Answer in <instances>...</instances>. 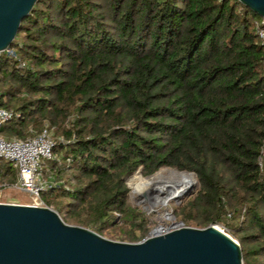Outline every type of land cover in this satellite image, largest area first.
I'll use <instances>...</instances> for the list:
<instances>
[{"label":"trees","instance_id":"1","mask_svg":"<svg viewBox=\"0 0 264 264\" xmlns=\"http://www.w3.org/2000/svg\"><path fill=\"white\" fill-rule=\"evenodd\" d=\"M237 0H38L0 53L4 139L47 125L60 185L41 194L66 224L136 243L145 212L125 179L196 175L175 209L220 225L242 264H264V48ZM69 159V162L66 160ZM17 171L0 161V184ZM132 181L143 180L134 178Z\"/></svg>","mask_w":264,"mask_h":264},{"label":"water","instance_id":"2","mask_svg":"<svg viewBox=\"0 0 264 264\" xmlns=\"http://www.w3.org/2000/svg\"><path fill=\"white\" fill-rule=\"evenodd\" d=\"M37 1L0 0V53L11 46ZM237 1L264 20V0ZM197 189L198 182L171 199L172 186L158 184L150 188V197H138L148 206L165 197L180 205ZM0 264H242V254L238 242L215 225L198 229L180 222L163 233L153 231L139 242L125 243L68 225L50 208L0 203Z\"/></svg>","mask_w":264,"mask_h":264},{"label":"built area","instance_id":"3","mask_svg":"<svg viewBox=\"0 0 264 264\" xmlns=\"http://www.w3.org/2000/svg\"><path fill=\"white\" fill-rule=\"evenodd\" d=\"M253 28L259 44L264 48V20L254 19ZM10 117L11 112L0 107V128ZM54 146L52 130L47 125L40 133L27 139H4L0 136V161L9 162L17 171L16 182L13 185H1L0 193L13 187L30 196L32 201L26 205L48 208L41 194L60 185L55 178L53 165L60 166L63 163L62 156L54 151Z\"/></svg>","mask_w":264,"mask_h":264},{"label":"rangeland","instance_id":"4","mask_svg":"<svg viewBox=\"0 0 264 264\" xmlns=\"http://www.w3.org/2000/svg\"><path fill=\"white\" fill-rule=\"evenodd\" d=\"M52 137L54 138V140H56V139L58 141H63L64 140L62 137H55L54 134H53V130H52ZM167 171H175V170H172V169H169V168H163V169H160L158 171V173H161V172L162 173H166ZM176 172H178V171H176ZM158 173L156 172V174H158ZM156 174H153L151 176H144L142 174V171H141L140 173H134V174H132L128 178V185L127 186H128V188L130 190V192H129L130 204L133 207L139 208L143 212H145L146 217H147V220H148V223H149L148 232H147V236L146 237H148L149 234H151L153 231L156 230V228L159 227V225L161 224V222H160V219L161 218H163V223H164L165 228L167 230L168 229H172L173 227H175L176 224L182 222L175 215V209L179 205H176L174 202H171L170 201L167 204L166 207H157V208H155L153 210H150L149 206L145 202L144 203H141V201H144V199H139L138 195L144 193V194H147L148 197H150V195H151L150 188H152V187H148L147 189H139L140 188L139 185H138L139 184V181H137V182L136 181H132V179L138 178V179L144 180V179L150 178L152 176H155ZM195 180H196V177H195ZM4 184H7V183L6 182H3V183L0 184V186L1 185H4ZM135 188H138V190L137 191H134ZM0 201H2V202H8V203H13V204L26 205V204H30L32 200H31V198H30V196L28 194L23 193V192L15 189L13 187H10L9 189H5V190H3L0 193ZM146 208H148V210L150 212H147L146 211ZM166 210L170 214V218H168L167 220L164 219L165 218V214H166L165 213ZM172 217H173V219H172ZM68 225L76 226V225H72V224H68ZM215 226H217L220 230H223V232H225V230H224V228L222 226H220V225L219 226L218 225H215ZM78 227H80V226H78ZM187 227H192V226H187ZM192 228H196V227H192ZM86 229H88V228H86ZM104 238H106V237H104ZM106 239L111 240V241H115V240H112V239H109V238H106ZM116 242H119V241H116Z\"/></svg>","mask_w":264,"mask_h":264},{"label":"bare ground","instance_id":"5","mask_svg":"<svg viewBox=\"0 0 264 264\" xmlns=\"http://www.w3.org/2000/svg\"><path fill=\"white\" fill-rule=\"evenodd\" d=\"M163 185V184H169L172 186V192L169 194L168 198L176 199L178 198L185 190H188L194 186L197 185V181L195 180V177L192 175H188L186 173H178L174 171H167L166 173H158L153 177L144 179L141 181L139 185V189H147L148 187H153L154 185ZM138 188H135L134 191H137ZM144 192V191H143ZM167 197L161 199L159 202H157L154 205H150V210H153L157 207H166L167 204L171 201ZM148 209V208H147ZM165 218H170V214L166 210L165 212ZM161 224L158 228L154 231L155 234L163 233L167 231L165 228V225L163 223V218L160 219Z\"/></svg>","mask_w":264,"mask_h":264}]
</instances>
